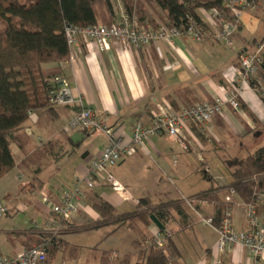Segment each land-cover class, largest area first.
Masks as SVG:
<instances>
[{"label":"crops","instance_id":"0c3cea01","mask_svg":"<svg viewBox=\"0 0 264 264\" xmlns=\"http://www.w3.org/2000/svg\"><path fill=\"white\" fill-rule=\"evenodd\" d=\"M114 13L116 18L113 19L107 14L103 24L116 22L118 18L116 12ZM152 19L158 24L161 23L157 15H152ZM133 21L137 25L136 20L133 19ZM241 34L242 29L234 38L239 45L247 41ZM220 45L221 43L211 40L196 43L190 39L182 38L175 42L173 48L159 42L137 49L110 41L105 51H99L94 44H82L81 50L77 53L72 64L65 62L60 66H47L46 69L55 71L57 76L66 79L74 100H80L84 107H90L97 118L104 120L115 135L122 137L123 140H128L134 123L139 121L145 125L151 124L157 104L167 103L173 109L178 110L195 104L210 103L215 98H224L228 88L225 75L234 66L236 55L232 59L225 58L223 60L222 51L220 52L217 48ZM207 50L215 60L213 66L204 64L203 52ZM227 66L230 67L225 69ZM238 100L253 115L255 121L248 118L241 110L234 111L227 105L224 108V115L213 119L205 135L194 126L188 128L185 132L184 145L186 149L166 137L155 136L147 143L145 150L137 149L134 153L121 159L111 171L126 189L128 188L127 185L133 186L130 189L132 190L133 195L130 194V196L133 201H125L119 198L102 180H99L93 189L83 188L82 205L64 224L65 229L61 233L64 242L78 249L77 255L75 258L69 259L63 255L62 251H58L46 264H54L52 260H55L57 255L60 256V263L57 264H64L65 261L76 260L80 256H84L85 253L88 254L86 248L83 249L68 241L67 233L86 230L83 229L81 223L89 215L94 222L99 219L97 213L90 206L94 195L111 205L118 214L133 212L137 201L141 199H148L152 206L169 202L180 203L187 218L186 223L181 224L180 227L178 217L173 215L174 220L170 225L174 233L172 242L176 249H174V264H177L175 259L178 260L179 264H253L254 259L241 247L221 253L214 261L213 249L217 241V233L212 228H210L211 231L206 230L200 233L199 237L204 245L203 249L197 250L198 252L187 249L185 243L187 237L184 236L188 235V231L200 223L202 219H213L219 205L224 206V199L228 194L227 186L230 182V176L223 166V161L232 158L225 155V149L220 148L219 144L224 140L229 143L230 139L218 126L221 123L228 124L233 129L231 133H234L235 137L250 136L254 138L252 132H260L261 136L258 142H262L261 145H264V105L259 96L255 90L245 86L241 88ZM55 112L53 119L45 114L35 113L25 122L23 129L18 133L28 140H26L28 145L27 157L33 151V147H30L34 141L32 136H36L38 146H43L56 142L59 139V134L63 133L66 135L69 147L58 153L52 149L49 153V155H53L51 165H48L50 168L47 171L38 168L30 169V174L25 183L22 179L20 164L16 163L14 169L21 173V175L18 173L15 176L19 186L15 194L7 193L4 196L6 204L10 205L7 206L6 210L12 211L10 214H13L22 208L21 203L26 204V208L31 211L35 222L31 221V224L22 230L2 231L4 236V248L2 247V249L5 253L4 255L0 254V257L19 256L25 251L24 238L37 237L38 233L45 230L49 219L53 216L50 206L60 203L63 194L73 186L76 177L85 172L88 163L97 157L100 150L106 145L107 138L103 134L95 132L93 134H98L100 136L98 139H101L97 151H94L92 156L87 152L85 158L82 159V155L77 158L74 157V147L80 144L83 135L89 136L91 134H83L81 131L76 132L74 130L69 132L66 129L68 121L74 115V108L58 107L55 108ZM215 126L218 127L217 132ZM242 126L247 127L248 130L243 132ZM260 129L262 131H259ZM27 130L30 134L27 133ZM256 143L257 140L254 144ZM240 147H242L241 144ZM178 149L184 151L188 161L190 159L191 162H200L198 169L204 170V172H209V169L206 168V164H208L206 158L214 156L217 166H222L225 170L226 174L223 181L214 187L209 185L202 190L190 189L187 191L188 195H183L172 180L173 176L181 175L182 167L186 168V164L182 166L177 163L176 157L178 156L174 153ZM11 154H13L12 150ZM193 154L196 158L195 161L191 158ZM63 161L65 162L63 163ZM210 161L213 160L210 158ZM131 170L139 171L142 174L141 185H138L137 181H133L129 176ZM147 171L149 172L148 175ZM9 173L0 180V185ZM165 178L173 184L176 191L174 195L166 189L163 183ZM126 179L128 181H125ZM19 191L28 196V204L15 200ZM209 191L207 197L201 198L199 196L202 192ZM183 197L196 200L190 206L184 204L185 199H182ZM232 201L230 208L233 225L236 229L243 230L245 227L244 210L239 206L240 201L237 197L233 196ZM73 218L76 221H73ZM135 221L139 223L137 231L141 240L153 239L159 231L152 222L147 224L137 217L134 219V223ZM114 232L111 231L110 235ZM178 238L179 241L177 242ZM126 250L108 249L102 252L111 251L112 254L117 255L115 260H118L125 253H130Z\"/></svg>","mask_w":264,"mask_h":264},{"label":"trees","instance_id":"16d2710c","mask_svg":"<svg viewBox=\"0 0 264 264\" xmlns=\"http://www.w3.org/2000/svg\"><path fill=\"white\" fill-rule=\"evenodd\" d=\"M122 1L130 20H136L139 28L149 26L152 29L160 25L178 26L185 23L187 17L204 27L198 10L204 8L222 11L223 3V0H142L148 6L156 8L161 22L158 24L152 16H147L144 10L139 9L138 5L133 7L126 0ZM98 5L104 6L107 14L113 19L116 18L110 0H0V20L5 27L0 33V180L16 166L10 146L16 141V135L23 129L29 114L42 113L53 119L56 113L55 108L58 107L53 106L49 98L57 87L53 82L57 73L46 68L50 65L60 66L68 59L65 27L97 25L94 9ZM109 24L111 23L104 25ZM241 29L242 21L233 35V40ZM205 34L203 41H215L207 29ZM261 40L264 41V36ZM236 63L235 61L234 65ZM257 69L263 86L258 89L257 78L251 79L248 85L255 90L264 105V57ZM238 104L239 110L255 121L240 100ZM62 107L74 108V115L80 110L78 106ZM79 131L83 134L95 133ZM252 133L253 139L260 137V132ZM223 166L230 176L227 190H234L236 197L244 202H251L254 193L264 190V145L256 147L245 158L223 161ZM208 193L210 191L202 192L199 196L205 198ZM90 206L99 219L83 226L86 230L102 225L114 226L112 232L124 225L133 228L136 217L150 224L151 215L164 227V230L158 231L165 241L164 249L157 248L153 239H135L131 242L132 252L125 253L121 259L111 260V251L102 252V259L110 261V264H174V233L170 225L174 220L173 215L178 217L180 227L186 223L187 218L180 203L169 202L152 206L148 199H141L137 201L133 212L118 214L111 205L94 195ZM223 209L222 204L216 209L212 219L214 226H217ZM37 239L36 245L51 239L46 261L51 260L58 251H62L69 259L77 255L78 249L64 242L61 236L51 238L40 232Z\"/></svg>","mask_w":264,"mask_h":264},{"label":"built area","instance_id":"2783aa9c","mask_svg":"<svg viewBox=\"0 0 264 264\" xmlns=\"http://www.w3.org/2000/svg\"><path fill=\"white\" fill-rule=\"evenodd\" d=\"M114 12L117 21L109 25L97 24L89 27H65V39L69 49L67 63H73L82 44H94L99 51H105L110 41L117 42L129 48H141L152 43L163 42L173 48L178 39H190L201 43L205 37V29L208 34L219 43L232 49L237 57L236 65L232 66L225 75L228 85L224 98H215L210 103H201L187 106L178 110L173 109L167 103L156 105V111L150 125L142 122L133 124L128 140L115 135L104 120H100L90 107H84L80 100H74L71 89L66 79L55 76L53 82L57 85L51 92L49 102L56 107L78 106L76 113L67 123L66 129H80L84 132H97L107 138L106 145L100 150L97 157L92 159L82 175L76 177L72 189L63 194L59 204L51 205L53 215L48 225L42 232L51 238H58L62 231V224L68 222L82 205V189H93L99 180H102L111 188L119 198L125 201H133L127 189L111 174V170L126 156L135 150H145L152 137L162 136L177 142L183 149L186 140L185 132L189 127L198 128L205 134L213 119L224 115V108L228 105L232 110L238 111V95L241 88L249 86L251 79L257 74V67L264 57V42L257 44L252 52L247 48L235 50L233 35L242 21V14L262 12L264 15V0H223L222 11L215 9L206 10L200 8L198 14L204 27L191 17L178 26L160 25L156 29L149 26L139 28L130 20L122 0H114ZM32 114H29V119ZM27 133L30 132L27 130ZM236 197L234 190H228L224 199V209L217 226L212 219H202L203 223L213 228L217 233V241L213 249L214 261L225 251L236 247L245 249L254 259L253 264H264V190L254 193L251 202L239 199V206L244 210L245 227L238 230L232 222L230 204ZM188 205L192 199L184 200ZM191 206V205H190ZM6 208L0 207V214L6 213ZM47 239L23 251L17 257H0V264H45L46 254L50 247ZM153 243L157 248L164 249L165 241L157 233L153 237ZM165 253V252H164ZM117 258L116 254L110 256L111 260Z\"/></svg>","mask_w":264,"mask_h":264},{"label":"rangeland","instance_id":"374dc122","mask_svg":"<svg viewBox=\"0 0 264 264\" xmlns=\"http://www.w3.org/2000/svg\"><path fill=\"white\" fill-rule=\"evenodd\" d=\"M126 1L129 4H131L133 7H136L138 5L139 9H142L144 10V12L147 13V16L157 15L156 12L158 11L156 10V8L152 6H148L147 4L143 3L142 0H126ZM110 2L112 6L114 7L115 6L114 0H110ZM133 10L135 11L136 8H134ZM94 12L97 18V22L100 24H103L106 21L105 16L107 15V11L105 7L102 5H98L95 7ZM134 17L135 19H137L136 14L134 15ZM242 26L243 28H242L241 36H244L247 41L239 45L237 41L234 39L233 46L235 47L236 51L239 50L240 47L241 48L245 47L247 48L249 52H252L257 44L264 42L263 40H261L262 37L264 36V15L260 11H257L251 14L244 12L242 14ZM4 29L5 27L2 21L0 20V33H2ZM252 40H254V42ZM217 48H219L220 52L222 51V54L224 57L223 60L225 58L228 60L232 59L236 55L232 49L222 45V43ZM203 58L205 60L204 61L205 65L213 66L215 64V60L212 58V56H210V52L208 50L203 52ZM236 60H237V57L235 61ZM229 67L230 66H227L225 69ZM255 78L258 79L257 84H259V86L258 85L257 86H258V89L260 90V88L263 86V81L259 79V72H257ZM232 121L234 122L233 119ZM224 123L226 124L227 122H224ZM218 127L230 139L229 143L225 140L220 142L219 147L225 149L226 151L225 155H228L229 158H232V160L234 159V156L238 159L245 158L248 154L253 153L256 147L262 144V142H258L259 138L253 139L250 136L235 137L234 133H231V130L233 129L230 128L228 124L224 125L221 123ZM218 127L217 126L214 127L216 132L218 131ZM73 130L76 132L79 131V129H73ZM73 130H68V131L72 132ZM247 130H248L247 127L242 126L243 132H246ZM259 131H262V130L260 129ZM99 137L100 136L98 134L96 135L91 134L89 136L83 135V140L80 142V144L74 147L75 149L74 157L77 158V157H80L81 155L83 156L87 152H89L90 153L89 155L92 156L94 154V151H97V148L99 147L98 145L100 144L99 142L101 141V139H98ZM32 139L34 141L33 143H31L30 147L31 148L33 147L32 148L33 151H31V155L28 157H27V151H28L27 141L28 140L25 137H23L22 134H18L16 136V141L11 144V150L13 151L12 156H13L14 161L18 165L20 164V171L23 174L22 179L24 183L27 182V179H28L27 177L30 174V169L34 170L38 168L42 171H47V169L50 168L48 165H51L50 163L52 162L51 159L53 158V155H49V153L51 152L52 149L53 151L55 150L58 153V152H62L63 150H66L69 147V143L67 141L66 135L63 133L59 134V139L56 142H52L50 144H44L43 146L37 145L36 136H32ZM255 140H257L256 144H254ZM240 144L242 145V147H240ZM208 147L209 149H211L210 146ZM174 154L181 158L180 159L176 157L177 163L181 164L182 166L186 164L185 169L184 167H182V171L180 172L181 175L172 177L173 184L176 185V187L183 193V195L185 196L188 195L187 191H189L190 189H196V190L201 189L202 190V189H206L207 187H209V185L214 187L223 181L225 174H226L225 170L223 169L222 166H217L216 164L217 162L215 158H213L214 156L212 157L210 156V158L213 161H210V158H206V161L208 163L206 164L207 166L206 168L209 169V172H204V170L202 171L198 169L199 168L198 166H200L201 163L200 162L197 163L195 161L196 158L194 157V154L191 158L195 162H191L190 159L188 161L182 149H178L177 151H175ZM202 155L203 157H205L204 154ZM82 156H81V159H82ZM185 160L187 161V163ZM64 162L65 161H63V163ZM18 173L20 172L16 169L10 171V173L4 178L2 185H0L2 186L0 188V207H5L7 209V206H10L9 204L8 205L6 204L7 202L5 201L4 196L7 193L15 194L17 192L19 183L17 181L18 179H16L15 176ZM148 173L149 172L147 171V175ZM111 174L113 178L117 180L115 176L113 175L112 171H111ZM129 176L132 178L133 181H137L138 185H141L142 174L139 171L131 170L129 173ZM125 181H128V180L126 179ZM163 183L165 184L166 189L174 195L176 191L174 190V187L171 181H168L167 178H165L163 179ZM127 187H128L127 188L128 193L133 195L131 192L132 190H130L133 188V186L127 185ZM71 189L72 187L68 189L67 192L70 191ZM15 197H16L15 200L17 201L19 200L20 202H24L27 204L29 203L28 196L22 193V191H19V194L16 195ZM182 199H187V198L183 197ZM193 201L195 200L192 199V203ZM192 203H189V204L192 205ZM184 204H187V203L185 202ZM21 205H22V208L18 212L10 214L12 213V211H7L5 214H0V254L2 255H4L5 253L4 249H2L4 245V236H3L2 231L5 232L8 230H12V229L22 230L24 228H27L31 224L30 223L31 221L35 222V219L31 215V211L30 210L28 211L26 208L27 205L22 204V203ZM130 207L132 208L131 205ZM8 213L9 215H6ZM73 221H76V220L73 218ZM92 223H94V221L91 220V216L89 215L88 218L84 222L81 223V225L84 226V225H88ZM64 224H62L61 226V228L63 229H65ZM138 224L139 223H136L135 221L133 228H130L126 225L121 226L114 232V234H111V235H110V232L114 229V226L112 225H102L98 228L84 230L82 232L67 233L68 241H71V243H73L74 245H79L83 249L86 248V250H88V254L85 253L84 256L82 255L76 260L65 261L64 264H110V261H107L101 258L102 251L108 250V249L124 251V249H127L126 251L131 252L132 251L131 242L134 239H139V235L137 231ZM210 228L211 227L203 223V221L194 225L193 228L190 231H188V235H184L187 237L185 241L187 249H190L191 251H194V252L197 250L200 251L201 249H203L204 244L202 243V239L199 236L201 232H204L206 230L211 231ZM37 240H38L37 237L31 238V239H28L27 237H25L23 241L24 242L23 244H25V250L36 245ZM178 241H179V238L177 242ZM175 261L177 264H179L177 259H175ZM52 262L54 264L60 263V256L57 255L56 259L52 260Z\"/></svg>","mask_w":264,"mask_h":264},{"label":"water","instance_id":"95a60500","mask_svg":"<svg viewBox=\"0 0 264 264\" xmlns=\"http://www.w3.org/2000/svg\"><path fill=\"white\" fill-rule=\"evenodd\" d=\"M87 155V153L86 154H84L83 156H82V158H85V156ZM149 219H150V221L155 225V227L158 229V230H164V227L161 225V223L153 216V215H151L150 217H149Z\"/></svg>","mask_w":264,"mask_h":264}]
</instances>
